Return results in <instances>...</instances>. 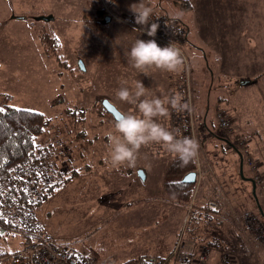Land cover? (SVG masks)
Wrapping results in <instances>:
<instances>
[{
  "label": "rangeland",
  "instance_id": "1",
  "mask_svg": "<svg viewBox=\"0 0 264 264\" xmlns=\"http://www.w3.org/2000/svg\"><path fill=\"white\" fill-rule=\"evenodd\" d=\"M220 1L215 0L217 5ZM233 2L238 0H223V5ZM10 3L17 18L0 24V106L11 103L55 119L49 126L50 134L40 140L28 164L34 177L29 184L39 181L42 186L45 181L66 180L74 173L77 178L57 187L40 204L31 200L30 218L34 223L30 221L28 226L40 227L56 246L85 256L95 255L100 264H120L144 254L165 260L177 246L181 247L182 259L177 258L181 264L189 259L191 264H198L193 257L201 255L200 247L206 244L203 238L215 237L223 245V220L230 214L235 212L236 217L240 212L244 228L245 213L260 218L250 206L249 210L239 209L241 202L247 204L244 193L248 186L238 182L236 174L244 153L245 173L261 177L257 197L264 210V189L259 188L264 187V73L259 81L246 86L241 80L221 75V49L211 12L213 0H144L153 9L151 18L167 14L180 22L184 32L175 44L186 60L181 72L150 68L149 76L132 67L125 55L136 39L157 40L147 35L151 18L148 25L135 23L130 5L140 0ZM101 9L111 15L109 22L101 21ZM48 37L56 41L50 43ZM158 42L161 47L173 43ZM137 81L145 85L149 99H170L179 92L181 102L190 106V111L177 113L169 105V114L156 120L180 136L199 142L197 186L191 203H180L167 194L165 184L182 178L168 172L176 156L161 144L143 146L132 165L119 169L110 165L108 134L117 135V121L103 101L108 100L124 115H140L137 104L117 96L121 86L132 89ZM220 116L226 128L220 126ZM209 122L211 133L222 132L228 144L207 135ZM204 125L209 126L206 132L202 130ZM238 135L242 140L235 141ZM252 165L257 166V173ZM141 170L145 179L139 176ZM223 182L229 183L227 212L223 193L217 190V184ZM32 198H37L36 194ZM210 199L221 206L216 219L222 223L218 225L205 221L200 210L198 215L191 214V206L203 208ZM5 209L6 219L12 216L19 222L18 213ZM18 228L13 224L12 236L0 238V254H6L0 257V264H16L15 255L23 248L18 242L25 236ZM4 230L3 235L7 232ZM244 237L255 241L253 231ZM11 239H18V248Z\"/></svg>",
  "mask_w": 264,
  "mask_h": 264
},
{
  "label": "trees",
  "instance_id": "2",
  "mask_svg": "<svg viewBox=\"0 0 264 264\" xmlns=\"http://www.w3.org/2000/svg\"><path fill=\"white\" fill-rule=\"evenodd\" d=\"M11 1L12 0H8L10 4V8H11V15L9 17V20L10 19L14 20L17 18V16L15 15L14 7L10 3ZM111 1H114V0H111ZM98 13L101 16V21H105V17L109 16V12L106 9L98 10ZM165 15L166 17L170 19L176 20L175 18H172L171 16L167 14ZM152 19L153 17L151 18L150 21H152ZM47 40L50 43L56 41V39L51 38V37H48ZM156 41L157 43H159L158 40ZM0 108L4 109L3 112H0V238L2 239L3 236L4 237L7 235L12 236L13 222L15 223V218H13L12 216L10 219H6L7 213L5 212L6 211L5 208H11V210L19 214L18 217L21 219L19 220L17 224L21 226L18 228L21 231L24 230L22 227L28 226L27 225L28 222L33 221L30 218L31 217V213H30L31 195L34 193V191L31 189L32 186L36 188L39 187L38 188L39 194L40 195L43 194V197L39 198L35 202L36 204H40L42 201H45L47 198H49V195L53 194L57 187H60L61 185H68L71 181L77 180V178L74 173L66 180L65 179L61 181L58 180V182H52L51 180L48 182L45 181V183L42 186H39V183H40L39 181H37L35 185L29 184L30 181H32L34 177L32 176V172L28 164H30V161L32 160L31 157L35 155V151L37 150V147L39 146L40 140L43 137H46L48 134H50V132L49 133L47 132H48L49 126L52 125L55 119H52L41 112L31 111V110H27L23 108H17L13 106L11 103H5L1 105ZM204 118L207 120V116ZM206 123L207 121L204 122L203 124H206ZM209 126H210V129H209ZM209 126L204 125L203 126L204 129L202 130L206 132V130L209 129L207 131V135H209L211 138H217L223 144H228L226 138L223 137L224 135L222 132L217 133V130L216 131L214 130L211 133V128L213 127L211 126L210 122H209ZM241 138L242 137L240 135L235 136V141H238V140L240 141ZM229 143L230 145H232V147L234 146L233 143L231 142ZM243 156H244V153L242 154V157ZM243 165H244L243 175L241 174V166H239V171L236 174L237 176L236 180L238 182L239 181L245 182V184L248 186L246 188V193L244 194L248 196L247 197L248 202L250 201L251 202L250 204H252V206L250 207L256 210L257 215L260 216L259 219L264 223V217L262 216L261 212L259 213L260 210L258 209L257 202L252 192V186H251L252 183L248 179H246V178H252V176H250V174L245 173V169H244L245 161ZM196 170H197V159L195 161H189L187 163H184L181 160H179L177 157H175L171 161V164L168 167V172L170 174L178 175V176L180 175L182 179L186 174L196 171ZM14 171L16 172V174H14ZM182 179L176 182L166 183L165 189H166L167 194L170 197L177 199L180 203L188 204V203H191L195 195V189H196L197 183H193V184L184 183ZM11 182L13 184H11ZM256 190H258V186ZM1 199L3 200V202H1ZM1 203L3 204V206ZM244 208L247 209L248 207L244 206ZM191 209L192 210L194 209V212L191 213L192 215L194 214L198 215L197 210H200L201 212H203L205 221L210 220L211 223L214 221V225H218L222 223L221 221L216 219L219 214L218 211L213 212L207 209L205 206L203 208H200L199 206H196V205L191 206L190 210ZM239 209L244 210L242 208V205H240ZM213 215H216V216L214 217ZM22 223H24V225H22ZM239 227L240 229H242V232L246 231L244 226L240 225ZM4 228L7 230V232L6 234L3 235V232H5ZM30 229L33 231H42L40 227H37L34 224L30 226ZM203 239L206 241L205 245L209 247L210 246H216V247L220 246L219 240L216 239L215 237L207 236ZM31 240L32 239L29 238L28 236H23V239L21 238L19 239V241H21L22 243V246H24L28 242H31ZM174 252L175 250L172 251L168 255V257L165 258V260L164 259L162 260L166 264H181V262L177 259L178 257L174 255ZM95 254L97 255V253ZM5 255H6L5 253L4 254L1 253L0 257H3ZM145 257H159V256H152V255L144 254V255H141L136 260L131 258L120 264L140 262ZM169 258L172 259V261H170V263L169 262L167 263V260ZM16 262L18 261L15 255V263ZM220 262L222 264V257L220 259ZM185 264H191V259H189L188 262Z\"/></svg>",
  "mask_w": 264,
  "mask_h": 264
},
{
  "label": "clouds",
  "instance_id": "3",
  "mask_svg": "<svg viewBox=\"0 0 264 264\" xmlns=\"http://www.w3.org/2000/svg\"><path fill=\"white\" fill-rule=\"evenodd\" d=\"M137 25H148L153 9L140 0L130 5ZM159 25L152 23L147 29L149 37H155ZM134 31H139L134 29ZM132 67L149 76L150 68L160 69L172 74L184 70L185 57L182 50L171 43L161 47L155 39L148 41L136 39L129 52L125 53ZM122 85L127 81H121ZM147 89L142 81H137L132 89L121 86L117 91L120 100L137 104L140 115L127 114L115 124L117 135L109 133V162L114 169L122 165H132L143 146L151 143L161 144L165 149L184 163L195 161L199 155V142L195 138L180 136L158 123L156 118L169 114V105L177 113L190 111L188 103H182V97L175 95L169 98H147ZM145 97L144 99H140ZM139 101V102H138ZM138 102V103H137Z\"/></svg>",
  "mask_w": 264,
  "mask_h": 264
},
{
  "label": "crops",
  "instance_id": "4",
  "mask_svg": "<svg viewBox=\"0 0 264 264\" xmlns=\"http://www.w3.org/2000/svg\"><path fill=\"white\" fill-rule=\"evenodd\" d=\"M213 2L214 4L211 3V12L213 25L217 29L218 44L221 49V75L227 76L229 80L231 78L234 81L241 80V85L244 86L259 81L264 73V0H238V2L225 5H223V0L218 5L215 0ZM10 15L11 8L8 0H0V24L9 21ZM223 24H225L226 28ZM246 81H249V83H243ZM176 93L179 95V92ZM231 184H234L233 180ZM228 185V182H223V186L217 184L218 194L223 193V207L226 212L229 209L225 207L229 201V199H226L229 195ZM259 188L260 191H262V188L264 189L262 186ZM247 197L245 194L246 202H248ZM250 203L249 201L246 204L247 207L252 206ZM241 204L246 207L243 202ZM234 214L235 212L223 220V245L210 247L212 256L210 255L207 264H221V257L227 254L231 258V264H264V246L257 244L258 242L253 239L244 237L248 232H242L239 227L242 223L240 221L241 214L238 212L236 217H234ZM235 218L237 219L236 221ZM17 222L15 221L13 224L21 227ZM17 240L11 239L18 248L21 244L19 241L18 245L16 243ZM192 251L190 250L189 253ZM199 257V254L195 255L193 257L194 261H197Z\"/></svg>",
  "mask_w": 264,
  "mask_h": 264
},
{
  "label": "built area",
  "instance_id": "5",
  "mask_svg": "<svg viewBox=\"0 0 264 264\" xmlns=\"http://www.w3.org/2000/svg\"><path fill=\"white\" fill-rule=\"evenodd\" d=\"M152 23L159 25L155 38L163 43L172 41L178 43L179 35L182 30L179 25L180 22L174 19H170L164 15L156 16L150 21L149 28ZM184 32V30H183ZM154 38V37H153ZM176 45V44H175ZM188 111V110H186ZM222 115V114H221ZM220 126L226 128L227 123L223 121V117L220 116ZM253 170L257 173V166L252 165ZM254 178V177H253ZM256 184L261 182V177L256 176L254 178ZM34 187V186H33ZM33 195L36 194L37 198H32V202H36L39 198V189L33 188ZM205 207L210 211L216 212L220 210L219 202L215 199L205 201ZM190 212V211H189ZM245 230L255 236V242L264 246V223L257 217L253 216L249 212L245 213ZM30 226H26L22 231L25 236L31 238V242L25 244L20 252L17 253L16 257L19 263L22 264H100L98 258L94 256H84L79 253H74L72 250H68L62 246H56L53 241H50L48 237L42 231H33ZM183 248V246H182ZM181 247L177 246L174 254L178 258H181L180 253ZM201 255L196 262L198 264H207V261L211 255V248L207 245L200 247ZM231 264V258L228 255H223L222 264ZM129 264H166L162 258L159 257H145L140 262H132Z\"/></svg>",
  "mask_w": 264,
  "mask_h": 264
},
{
  "label": "water",
  "instance_id": "6",
  "mask_svg": "<svg viewBox=\"0 0 264 264\" xmlns=\"http://www.w3.org/2000/svg\"><path fill=\"white\" fill-rule=\"evenodd\" d=\"M41 19L48 20L49 18H41ZM111 19H112V17L110 15L106 16L105 17V23L109 22ZM80 65H81L82 68H84V65L82 64V62L80 63ZM243 83L248 84L249 81H246V82H243ZM103 106L110 114H112V116L114 117V119L116 121L121 120L125 116L123 113H121V111L114 104H112L108 100H104L103 101ZM240 166H241V174L243 175V159H242V157H241ZM139 176H140L141 179H145V174H144V172L142 170L139 171ZM197 178H198L197 172L193 171V172H190V173L186 174L183 177L182 181L184 183L193 184V183H196ZM246 179H248L252 183V188H253L252 192H253L254 198H255V200L257 202L258 209L260 210L262 216L264 217V210H263V208H262V206H261V204H260V202L258 200L257 193H256L257 184L255 183L253 178H246Z\"/></svg>",
  "mask_w": 264,
  "mask_h": 264
},
{
  "label": "snow or ice",
  "instance_id": "7",
  "mask_svg": "<svg viewBox=\"0 0 264 264\" xmlns=\"http://www.w3.org/2000/svg\"><path fill=\"white\" fill-rule=\"evenodd\" d=\"M4 111V109L3 108H0V112H3Z\"/></svg>",
  "mask_w": 264,
  "mask_h": 264
},
{
  "label": "flooded vegetation",
  "instance_id": "8",
  "mask_svg": "<svg viewBox=\"0 0 264 264\" xmlns=\"http://www.w3.org/2000/svg\"><path fill=\"white\" fill-rule=\"evenodd\" d=\"M256 193L259 194V190L258 191L256 190Z\"/></svg>",
  "mask_w": 264,
  "mask_h": 264
},
{
  "label": "bare ground",
  "instance_id": "9",
  "mask_svg": "<svg viewBox=\"0 0 264 264\" xmlns=\"http://www.w3.org/2000/svg\"><path fill=\"white\" fill-rule=\"evenodd\" d=\"M198 175V174H197Z\"/></svg>",
  "mask_w": 264,
  "mask_h": 264
}]
</instances>
